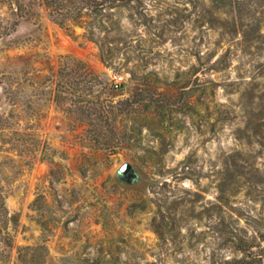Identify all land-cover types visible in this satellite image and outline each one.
I'll return each mask as SVG.
<instances>
[{"label":"rangeland","instance_id":"1","mask_svg":"<svg viewBox=\"0 0 264 264\" xmlns=\"http://www.w3.org/2000/svg\"><path fill=\"white\" fill-rule=\"evenodd\" d=\"M55 1L0 0V264H264V0Z\"/></svg>","mask_w":264,"mask_h":264},{"label":"water","instance_id":"2","mask_svg":"<svg viewBox=\"0 0 264 264\" xmlns=\"http://www.w3.org/2000/svg\"><path fill=\"white\" fill-rule=\"evenodd\" d=\"M140 177V173L136 166L130 161H124L119 165L116 171V178L118 182L130 185L133 182V178ZM138 180V179H137Z\"/></svg>","mask_w":264,"mask_h":264},{"label":"trees","instance_id":"3","mask_svg":"<svg viewBox=\"0 0 264 264\" xmlns=\"http://www.w3.org/2000/svg\"><path fill=\"white\" fill-rule=\"evenodd\" d=\"M47 2V5H49V6H51L52 7V9L51 10H53V11H57L56 9H59L58 8V6H59V4H55L56 3V1L55 0H46ZM220 0H213V2L215 3V4H217L218 2H219ZM53 18L58 22V23H62L63 22V19H66V18H60V17H58L57 15H55V16H53ZM87 264H90V263H88V262H86Z\"/></svg>","mask_w":264,"mask_h":264},{"label":"flooded vegetation","instance_id":"4","mask_svg":"<svg viewBox=\"0 0 264 264\" xmlns=\"http://www.w3.org/2000/svg\"><path fill=\"white\" fill-rule=\"evenodd\" d=\"M137 179H138V177L133 178V182H132V184H133L134 182H136Z\"/></svg>","mask_w":264,"mask_h":264}]
</instances>
